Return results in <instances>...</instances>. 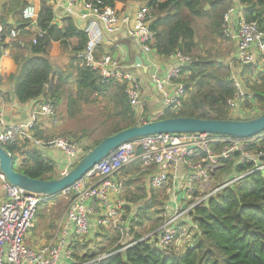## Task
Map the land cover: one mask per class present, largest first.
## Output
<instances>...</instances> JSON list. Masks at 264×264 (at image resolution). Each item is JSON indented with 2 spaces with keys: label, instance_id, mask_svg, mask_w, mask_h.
Wrapping results in <instances>:
<instances>
[{
  "label": "built area",
  "instance_id": "2783aa9c",
  "mask_svg": "<svg viewBox=\"0 0 264 264\" xmlns=\"http://www.w3.org/2000/svg\"><path fill=\"white\" fill-rule=\"evenodd\" d=\"M63 10L64 15L72 16L74 11L81 19L90 21V26L86 30L88 37L86 49L77 56L97 71L100 82L109 83L116 80L123 83L127 101L135 110L144 107L142 86L138 77L131 73L128 67L122 65L118 53H98L97 49L105 35L114 37L126 30L141 52L152 53L154 49L151 43L154 33L150 28L149 11L139 6L131 13H121L114 6L103 5L101 0H65ZM233 11L234 9L230 8L224 14L223 35H230L228 21ZM37 12L38 9L35 6L27 4L22 10V18L28 22L29 26H35L40 35V30L36 26ZM2 35L3 26L0 24V40ZM16 35L17 31L12 29L6 37L12 39ZM234 38L237 59L242 66L254 65L257 58L264 54V26L260 27L256 21L246 19L244 11L238 15ZM252 49L257 52L256 56ZM169 57H174L177 63L163 74H159L154 68L149 75V82L155 88L160 101V108L152 113L153 116H150L154 119L161 117L167 110L176 112L186 95V87L182 81V67L189 62L190 58L179 52ZM151 65L155 64L152 62ZM234 85L236 94L233 99L228 100V105L230 109L236 111L238 110L236 102H242L251 96L238 75L235 77ZM54 114V105L43 100L23 122L6 124L0 119V145L5 147L17 143L21 146L27 142L41 149H57L66 156L72 166L84 154L82 147L76 142L60 136L51 138L35 136L34 129L38 119ZM262 135L264 131L247 138L207 132L158 133L135 138L118 146L84 177L60 192L62 195L69 196L67 208L57 224L52 242L37 248H31L26 244V235L35 227L38 205L45 203L53 195L27 192L13 186L0 170L2 191L0 264H100L129 246L131 243L125 244L120 249H108L87 261L71 259V247H74L78 239L90 233L92 217L95 218L96 227L99 229L121 230L124 227L127 230L128 224H133L137 220L135 217L124 225L120 223L121 210H124L127 205L118 197L124 189V183L112 180L118 171L135 160L140 162L143 170L155 168L149 182L151 189L157 190L169 180L172 181L167 190L170 202L168 196V200L161 209L160 226L151 233L155 234V239H158L157 245L168 248L175 240L181 239L186 246H190V236L193 231L188 225H180L181 221L187 219L190 223L192 221L190 212L194 207L207 203L219 191L235 185L250 173L264 169V150L252 153L248 149L250 144L257 142ZM215 146L217 149L214 148ZM235 152L238 153L234 158L236 166L252 161L253 167L233 171L229 178L220 179L214 188L206 190V185L216 175L218 168L221 167L220 164L230 159ZM180 192L185 195L183 203L176 202L175 195ZM196 192L199 194L195 195ZM110 194H116L117 199L111 198ZM149 237L153 236L142 237V239Z\"/></svg>",
  "mask_w": 264,
  "mask_h": 264
},
{
  "label": "trees",
  "instance_id": "16d2710c",
  "mask_svg": "<svg viewBox=\"0 0 264 264\" xmlns=\"http://www.w3.org/2000/svg\"><path fill=\"white\" fill-rule=\"evenodd\" d=\"M101 1L103 5L114 6L116 2L126 3L130 0ZM133 1L143 2L141 6L145 7L151 15L150 28L154 33L151 47L156 54L168 57L179 52L190 58L189 62L182 67V81L186 87V95L182 99L181 106L176 112L167 110L159 118L188 116L205 119H241L229 116L228 100L233 99L236 94L235 80L230 74V66L220 58L214 59L212 53L203 48L194 29V21L207 17L209 39L222 38L224 37L222 29L224 14L228 9L234 8V5H238L244 7L246 19L254 20L263 27V0ZM6 5L8 7L5 12H0V23L1 14L18 12L17 26L4 25L2 40H0L3 48L10 46L9 53L17 66L16 73L10 74L9 79L13 80L11 94L18 103L42 97L44 101L51 102L57 108L65 99L67 112L72 116L81 111L83 102H92L83 97V93L86 92L94 96L95 102L98 100L106 102L103 109H100L108 110V118H113L114 122L107 127L111 130V134L140 124L135 108L129 105L125 96V85L116 80L109 83L100 82L97 71L77 56L86 49L88 37L75 26L71 16L62 15L60 21L55 22L54 5L42 0L36 18L39 35L38 31L28 32V22L22 18V10L27 5L26 1L8 0V4H4V7ZM12 29L17 31L16 39L10 40L11 43L10 41L4 43ZM20 41L24 42L22 46ZM53 42H58L62 50L72 56L69 65L72 70L62 71L54 68L48 58L49 48ZM97 50L98 53H103L101 48L98 47ZM202 50L206 55H202ZM1 52L2 50L0 54ZM72 75H74V81L76 80V95L66 96L64 88L69 84ZM256 81L250 87L246 85L251 101L246 98L240 102V105L249 106V108L254 105L260 108V111L250 118L264 111L263 70ZM101 139L103 138L95 139L88 147L82 146V151L86 153ZM5 148L14 160L16 171L35 179L53 178L51 163L37 152L20 155L19 158L23 160V164L19 167V159L16 156L19 151L17 143L6 145ZM214 148L217 149V146ZM248 149L252 153L264 150V135L257 142L250 144ZM237 155L238 153L235 152L230 159L220 164L224 169L223 180L229 178L233 171L253 167L252 161L236 166L234 158ZM28 160H30L29 163ZM149 193L150 199L155 198L153 190ZM143 196L147 195L138 194L137 197L131 198L138 199ZM152 203L153 201H146L143 208L139 203L136 215L132 213L128 218L129 221L135 217L138 220L128 224L126 235L128 240L124 243H115L109 249H120L127 243H133L100 264H264V169L250 173L235 185L219 191L207 203L193 208L190 212L192 223L190 222L189 226L193 231L190 236L191 245L182 252L172 245L168 248L159 247L158 239L155 237L142 239L141 233L134 229L135 225H141L140 219L149 210L151 213L146 215L145 220L155 222L149 230L155 229L161 223V202L156 207ZM151 207L153 209H150ZM124 209L130 212L128 205ZM154 214L155 216L152 217ZM106 249V247H100L89 256L102 253Z\"/></svg>",
  "mask_w": 264,
  "mask_h": 264
},
{
  "label": "crops",
  "instance_id": "0c3cea01",
  "mask_svg": "<svg viewBox=\"0 0 264 264\" xmlns=\"http://www.w3.org/2000/svg\"><path fill=\"white\" fill-rule=\"evenodd\" d=\"M24 1H26L27 4H32L37 9H39L40 2L42 0H24ZM45 1L54 5V10H55L54 21L59 22L60 17L65 14V12L63 10V8L65 6V0H45ZM4 4H8V0H0V12L1 13H4L6 8L8 7V5H6L4 7ZM143 4L144 3L140 2V1L130 0L126 3L116 2L114 7H116L118 9V11H120L121 13L122 12L131 13L133 10H135L137 7H139ZM233 9H234V11L231 13V15L229 17V21H228V33H230V36L234 39L235 44L233 43L232 52H233L234 57L237 58L236 39L234 38V36H235L236 31H237L238 15L240 13H243L244 7L234 5ZM1 17H2V19L5 18L4 25H9V26L11 25L14 27L17 26L16 22L18 20V12H14V13L9 12L7 15L1 14ZM71 17L74 20L75 26L80 31H82L86 34V30L90 26V21L88 19H81L79 17L78 13L74 12V11H73V14ZM2 19H1V21H2ZM196 21H197V19L194 21V23ZM27 31L34 33L36 31V28H35V26L30 25L27 27ZM15 39L16 38L9 39L6 37L4 43H9L10 40L12 41ZM11 41H10V43H11ZM23 44H24V42L20 41V45L22 46ZM98 47L102 49L103 53H111V54L118 53L122 65L128 67L129 71H130V69L134 70V72H132V71H130V72L133 73L134 75H136L138 77V79L140 80V83L142 86V100H143L144 105H145L144 107L147 110L146 114L149 115L148 117L143 118V120L151 119L150 116L154 115L152 113L157 111L160 108V101L158 99V95H157L155 88L149 82V75L153 71L154 68L157 69L159 74L165 73L171 66H173L177 63V60L174 57H169V56L168 57H161V56L157 55L154 51L152 53H148V54L141 52L140 49L138 48V46L132 41L131 37L127 34L126 30L121 31L120 34H118L114 37L105 35L102 39V42L99 44ZM2 48L3 47L0 45V50H2V52L0 54V91H1V95H0V119L6 124L7 123L23 122L28 118L30 112L37 106V104L39 102L43 101L44 99L42 97H40V98L25 102V103H18L13 98V96L11 94V91H12V83L11 82H13V80L9 79V75L16 73L17 66H16L13 58L11 57V55L9 53L10 46H9V48H3V49ZM252 51L254 53V56H256L257 52L254 49H252ZM60 55L63 56L64 61H66L67 63L68 62L71 63L72 56L69 55L67 52H64L62 50V48L60 47V44L58 42H53L49 48L48 58L56 70L64 71V70H66L65 67L64 68L55 67L57 60H54V58L55 57L58 58V57H60ZM262 56H263V58L261 59L260 62H261V67L264 68V54ZM136 57H139V59H140L139 63H135ZM258 60H259V58H257V61ZM152 62L155 64L154 66L151 65ZM135 65H137V66H135ZM244 69H245L244 66L238 65L237 69H232L234 71V73L230 72V74L232 75V77H234V80H235V77L237 75H242L245 72ZM262 70L264 71V69H262ZM244 74L248 75L247 73H244ZM251 75H252L251 77L253 78V81H254L255 75L254 74H251ZM247 87H250V85L249 86L247 85ZM239 103L240 102H236V105L238 106L237 107L238 110H239ZM57 112L58 111H56L55 113L57 114ZM52 119H53V117H51V116L40 117L35 124V129H34L35 136H37L39 138H44L46 135L48 123L51 122ZM17 145L19 146V144H17ZM32 152H37L46 161H49L51 163V165L53 167V170L51 172L52 177H58V176L62 175V173L67 172V170H69L71 168V164L68 162L66 156L61 151H59L57 149L37 148V147H34L33 145H31L30 143H27V142L22 144L21 146H19V151H17L16 156L19 159L20 155H25L26 153H32ZM27 162L29 163L30 160H28ZM122 169H124V170H122ZM122 169L120 171H118L112 177V180L116 181V182L117 181L123 182L124 188H125V186H127L126 192H131L132 197L135 194L136 190H138V187L143 188V192L141 194L144 195V193H145L147 196L146 197L143 196V198L145 199V201H148L150 199L149 191L153 190L154 193L156 191L154 189H151L149 186L150 177H151V174L155 171V168L151 167L150 169L143 170L140 162L138 160H135V161L131 162L130 164H128L127 166L123 167ZM130 180L136 181L137 185H135L134 183H131L128 186ZM137 181L141 182V185H138ZM124 193H125V190L123 189L121 195L118 197L121 198L122 200H124L127 203V205L130 207V212L127 213V215L125 216V219H124V222L126 224L128 221V218L131 216L132 213H135V215H136L137 207L139 206V203L142 204L141 202L143 199L140 198V200H139V198L138 199L137 198H131L127 194L124 195ZM59 194L60 193L54 194V195L57 196ZM110 197L114 198V200L117 199L116 194H110ZM168 201L170 202V196H169ZM0 202H2L1 196H0ZM91 223H92V227H91L90 233L87 236H84L85 238L87 237V241H90V242L95 237H99V235H100L99 230H101V229L96 227L94 217L91 218ZM180 225L190 226V223L187 219H184L181 221ZM33 229H30L26 235L25 241L29 247L37 248L40 245H45V244H49L52 242L53 237L50 239L51 234L47 235L45 228H41V229H45V230L36 233V235L33 233ZM134 229L136 230V227H134ZM92 231H94L95 233H92ZM94 234H96V236L93 239H91V237ZM126 234H127V230H126ZM124 239H125V241H127L128 240L127 236ZM97 240H99V238H97ZM117 240H118V238H117ZM175 248L178 250L181 249L178 247H175Z\"/></svg>",
  "mask_w": 264,
  "mask_h": 264
},
{
  "label": "rangeland",
  "instance_id": "374dc122",
  "mask_svg": "<svg viewBox=\"0 0 264 264\" xmlns=\"http://www.w3.org/2000/svg\"><path fill=\"white\" fill-rule=\"evenodd\" d=\"M208 20L207 17H201L194 23V29L197 33V37L200 39L199 41L203 44V48H205L206 51H210L212 53V57L214 59L220 58L222 61L224 60L228 66H230V72L234 73L232 69H237L238 65H241L237 58L233 55V43L234 39L230 35H223L222 38H216L215 40H210L209 38V29L205 25L207 24ZM206 39L204 40V38ZM235 44V43H234ZM232 52V53H231ZM202 55H206V53L202 50ZM263 56L259 57L258 61H255L254 65L250 66H244V73H247L248 75H245L244 73L240 76L241 82L244 86V88L247 90L246 85H253L255 84V81H258L259 75L262 71L261 67V59ZM54 60H57L55 67L57 68H64L66 70H72L69 68L70 63L68 64L66 61H64L63 56L60 55V57H55ZM68 64V65H67ZM130 71L134 72L133 69H130ZM236 71V70H235ZM255 75V79L253 81L252 75ZM74 75L71 76L69 84H67L64 88L65 95L72 94L75 96L76 94V88H75V82L74 81ZM256 81V82H257ZM75 91V92H74ZM245 91V90H244ZM246 92V91H245ZM83 97L87 98L88 100H92V102H83L81 111L79 110L76 114L70 116L67 112L66 102L65 99L61 101V105L55 108V115L51 116L53 117L52 121L48 123L47 131L45 137L51 138L54 136H60L70 139L71 141L76 142L80 147L87 145V147L91 144L92 141L98 138H106L107 136L111 135V130H109L107 127L111 126V124L114 122L113 118H108V110H102L103 106L106 105V102L104 100H98L97 102L94 101V96L89 95L86 92L83 93ZM251 101V98H248ZM102 108V109H100ZM257 108V109H256ZM136 115L137 120L139 123H143L144 121L153 120V117H150L151 119H145L143 118L148 117L147 110L145 107H139L136 109ZM257 111H260V108L258 106L254 105V107L249 108V106H239V110L233 111L232 109L229 110V116L230 117H236V118H250L254 114L257 113ZM237 114V115H235ZM261 114V113H260ZM109 130V131H107ZM102 140V139H101ZM81 142V143H80ZM23 164V160L19 158L18 165L19 167ZM124 170V169H122ZM216 172V171H215ZM224 175V169L221 167L218 170V173L211 179V181L206 185L207 189L210 190L211 188H214L215 185L220 181V179L223 178ZM138 182V181H137ZM134 183L137 185L136 181L130 180L128 186ZM172 183L171 180L168 181L167 184L163 185L161 188L157 189L155 191V198L149 199L148 201L152 202L154 204V207L158 205L159 202H161V207H163V204L168 200V193L167 190ZM138 185H141V182H138ZM127 186H125V194H127L129 197H132L131 192H126ZM208 190V191H209ZM143 192V188L138 187V190L135 192V197H137V194H141ZM207 192V191H206ZM199 192H196L195 195H198ZM47 195V194H46ZM133 195V196H134ZM0 196L2 197V191L0 188ZM176 202L177 203H183L185 199V195L183 192L178 193L175 195ZM142 208L146 205V201L144 198H142ZM140 200V198H139ZM69 203V196L59 194L55 198H51L45 203H40L37 208V212L35 215V227L33 229V233L36 235V233L41 232L46 229L47 235L51 234V237H54L57 229V224L59 223L60 219H62L64 212L67 208V205ZM150 209H153L152 207ZM128 211L126 209L121 210V217H120V223L122 225L125 224L124 219L127 215ZM151 210L148 211L146 215H150ZM146 215L144 214L143 218L140 219L142 221L141 225H135L136 231L141 233L142 237L147 236H153L155 237V234H151L154 230H156L160 225H157L155 229L149 230V227L154 224V221H146ZM152 215V217H154ZM138 222V220H137ZM45 228V229H41ZM99 237H95L96 234H94L91 239H94L90 241H87V237L78 239L77 243L74 245V247H71V255H72V261H87L88 259L93 258L94 256H89L91 253L98 248L106 247L107 249L113 247L115 243H124L125 237H126V230L124 227L121 228V230L113 229V228H101ZM92 233H95L92 231ZM104 235V236H103ZM103 236V237H102ZM117 241H113V239L117 238ZM99 238V240H97ZM49 239V240H50ZM89 239V238H88ZM121 239V240H120ZM113 241V243H112ZM174 247L181 248L179 251H184L186 249V244L183 240L177 239L172 244ZM106 249V250H107Z\"/></svg>",
  "mask_w": 264,
  "mask_h": 264
},
{
  "label": "water",
  "instance_id": "95a60500",
  "mask_svg": "<svg viewBox=\"0 0 264 264\" xmlns=\"http://www.w3.org/2000/svg\"><path fill=\"white\" fill-rule=\"evenodd\" d=\"M5 18L1 25L4 26ZM139 57L135 63H139ZM264 131V111L248 119H205L188 116L158 118L124 128L107 136L84 153L64 174L50 179H35L14 169V160L7 149L0 145V170L6 180L27 192L54 195L62 192L75 181L84 177L103 158L118 146L135 138L158 133H193L247 138Z\"/></svg>",
  "mask_w": 264,
  "mask_h": 264
},
{
  "label": "bare ground",
  "instance_id": "6f19581e",
  "mask_svg": "<svg viewBox=\"0 0 264 264\" xmlns=\"http://www.w3.org/2000/svg\"><path fill=\"white\" fill-rule=\"evenodd\" d=\"M130 243H133V242H130Z\"/></svg>",
  "mask_w": 264,
  "mask_h": 264
},
{
  "label": "clouds",
  "instance_id": "9594fccd",
  "mask_svg": "<svg viewBox=\"0 0 264 264\" xmlns=\"http://www.w3.org/2000/svg\"><path fill=\"white\" fill-rule=\"evenodd\" d=\"M72 167V166H71Z\"/></svg>",
  "mask_w": 264,
  "mask_h": 264
}]
</instances>
